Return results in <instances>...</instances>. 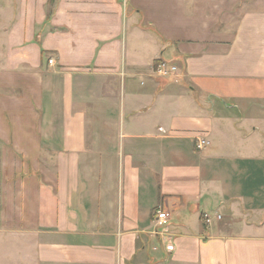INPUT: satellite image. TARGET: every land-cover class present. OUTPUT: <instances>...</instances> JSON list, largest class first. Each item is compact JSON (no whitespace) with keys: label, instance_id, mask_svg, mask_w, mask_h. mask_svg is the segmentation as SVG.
<instances>
[{"label":"crops","instance_id":"obj_1","mask_svg":"<svg viewBox=\"0 0 264 264\" xmlns=\"http://www.w3.org/2000/svg\"><path fill=\"white\" fill-rule=\"evenodd\" d=\"M0 6V264H264V0Z\"/></svg>","mask_w":264,"mask_h":264},{"label":"built area","instance_id":"obj_2","mask_svg":"<svg viewBox=\"0 0 264 264\" xmlns=\"http://www.w3.org/2000/svg\"><path fill=\"white\" fill-rule=\"evenodd\" d=\"M49 64H52V60H49ZM157 74L162 78L170 77L177 73V67L172 65L160 64L156 70ZM208 145V142L204 138H199L196 140L195 147L199 150ZM171 215L169 212L162 210H157L154 214L153 224L155 229H164L170 223ZM206 223H209V220H205Z\"/></svg>","mask_w":264,"mask_h":264},{"label":"rangeland","instance_id":"obj_3","mask_svg":"<svg viewBox=\"0 0 264 264\" xmlns=\"http://www.w3.org/2000/svg\"><path fill=\"white\" fill-rule=\"evenodd\" d=\"M1 7V6H0ZM157 210H162V211H165V212H169L163 208H158ZM170 213V212H169ZM169 227L170 225H168L167 227H165L164 229H155L154 227V224L152 226V236L153 237H156L158 240L162 239V242H165V251L166 252H162L160 250V248L158 249L157 245L155 247H153V250L155 251H151L150 254H152L154 257H159L158 259H162V261L158 260V259H155V258H150L149 256L144 258V262L145 264H168L167 262H169V259H170V252H171V249L173 248L172 245L170 244V233L168 232L169 231ZM158 250V251H157ZM162 262V263H161Z\"/></svg>","mask_w":264,"mask_h":264}]
</instances>
